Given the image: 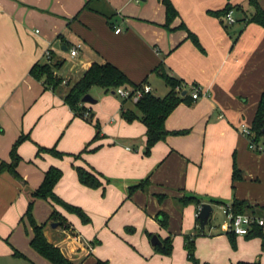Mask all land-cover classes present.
<instances>
[{
  "label": "crops",
  "instance_id": "crops-1",
  "mask_svg": "<svg viewBox=\"0 0 264 264\" xmlns=\"http://www.w3.org/2000/svg\"><path fill=\"white\" fill-rule=\"evenodd\" d=\"M168 1L175 15L166 21L161 0H0V162L9 163L12 145L25 137L16 148L22 180L0 173V264H51L30 247L31 229L21 220L49 167L61 170L54 193L88 220L43 200L34 201L32 214L73 264H194L184 238L196 232L203 202L213 209L194 239L195 259L264 264V228L261 236H235L232 248L226 225H210L214 207L233 200L264 215V155L251 151L240 132L251 127L264 93V28L241 19L251 12L247 0ZM257 3L264 9V0ZM226 5L232 23L214 14ZM77 43L71 58L68 50ZM45 50L61 62L57 74L68 85L90 63L108 62L156 96L168 91L161 72L183 86L199 85L202 94L173 108L164 120L170 134L144 154L145 126L121 115L137 112L134 100L93 86L88 93L95 102L82 103L88 112L75 115L63 100L68 86L50 88L29 74ZM38 147L63 156L37 153ZM76 167L100 185H82ZM185 196L196 201L178 202ZM153 234L161 244L170 240L169 254L151 246Z\"/></svg>",
  "mask_w": 264,
  "mask_h": 264
},
{
  "label": "trees",
  "instance_id": "trees-1",
  "mask_svg": "<svg viewBox=\"0 0 264 264\" xmlns=\"http://www.w3.org/2000/svg\"><path fill=\"white\" fill-rule=\"evenodd\" d=\"M161 2L165 8L166 21H168L175 15V10L168 0H161ZM247 4L251 8V12L248 15L244 14V17L241 19L257 23L264 28V9L258 5L257 0H247ZM229 10L230 6L226 5L221 11L214 14L220 17H225V14ZM189 36H191L193 42L198 45L196 38H194L191 34H189ZM60 65V61H53L51 64L45 63L44 61L36 62L29 68V74L35 79H42L45 86L56 88L62 81L61 77L57 74V70ZM161 76L165 85L168 87V91L165 95L156 96L152 92L141 93V95L133 102L137 112L131 110L121 111V115L125 118V120L131 121L133 119H139L145 126L146 140L143 151L144 154H148L153 144H155L157 141L163 140L168 134H170V132L164 127V120L173 110V108L180 102H184L186 104H190L192 102L188 87L183 86L180 80L163 72H161ZM65 86H68V90L64 94V102L69 106V108H71L75 115L83 117V114L88 111L82 106L80 99L84 94L89 92L91 87H99L106 92L114 91L116 88L122 87L133 92L135 90L142 89L143 85L132 83L120 70L108 62H92L87 66L78 80H76L71 85H68L66 82ZM183 90H185V94H181ZM123 99L124 101L128 100L126 98ZM86 119L89 120L90 117H86ZM95 126L98 130L97 124ZM250 130L252 132V139L257 142L260 141V138L264 133V93L260 97ZM24 139V136H20L14 142L9 153L10 162H0V173L7 171L15 179L22 180V178L15 171V167L19 162V156L16 152V148L17 145ZM40 151L49 152L57 157L63 156L62 153L57 152L54 148L46 149L38 147L37 153ZM75 171L78 181L82 185L91 188H95L100 185L99 178L84 168L76 167ZM60 177L61 170L55 167H49L44 172L39 186L29 193L27 207L21 220H23L31 229L29 245L34 251L48 260L51 264H73L70 260L63 256L58 247L54 246L47 240L43 231L44 223H37L32 214L34 201L43 200L50 204L62 206L64 209L71 211L72 213L76 214L82 222H86L88 220L80 208L65 203L54 193L53 189ZM234 177H238L236 170H234L233 178ZM141 185L142 183H139L137 186H132L130 189ZM190 201L196 200L193 196H185L178 199V202L182 204L188 203ZM229 206L234 214L247 213L252 210L249 205L239 200H233ZM56 217L57 213L53 210L50 213L49 218L54 221L56 220ZM162 217L163 219L161 220V224L164 225L166 220L164 216ZM58 224H61L60 220ZM203 231L204 229L199 227L197 221L196 232L193 235L186 236L184 238V248L187 258L194 264H207L198 262L194 257V239L198 235L202 234ZM261 235V228L254 226L249 231V233L245 235V237L250 238ZM226 236L231 247L235 248V235L231 232H226ZM154 248L160 253L169 254L171 251L170 240L166 238L162 240L161 245L154 246ZM95 264H104V262L97 261ZM235 264L259 263L257 261H239Z\"/></svg>",
  "mask_w": 264,
  "mask_h": 264
},
{
  "label": "built area",
  "instance_id": "built-area-1",
  "mask_svg": "<svg viewBox=\"0 0 264 264\" xmlns=\"http://www.w3.org/2000/svg\"><path fill=\"white\" fill-rule=\"evenodd\" d=\"M225 20L228 23L234 22V18L232 16L231 10H229L225 14ZM119 30H120L119 28H115L114 32L117 33L119 32ZM79 47H80L79 43L71 45V47L68 50L69 57L73 58L74 56H76ZM42 58L45 63L51 64L53 62V57L49 50H45L43 52ZM61 82L64 85L66 83L64 79ZM188 89H189V95L192 100H196L202 94L201 87L197 84H190L188 86ZM114 92L116 95H118L121 98L136 100L141 95V93L151 92V88L150 86L144 84L142 86V89L135 90L133 92H131L129 89H125L122 87L116 88ZM240 132L247 138V145L251 151L264 155V143L261 141L258 142L254 141L252 139V132L250 128L241 126ZM221 208H222V213L227 219V224H226L227 232H231L235 236L247 235L254 226H257L259 228H264V215H260L255 212L234 214L231 211L229 205L222 206ZM71 238L75 243L81 245V241L77 236H72Z\"/></svg>",
  "mask_w": 264,
  "mask_h": 264
},
{
  "label": "water",
  "instance_id": "water-1",
  "mask_svg": "<svg viewBox=\"0 0 264 264\" xmlns=\"http://www.w3.org/2000/svg\"><path fill=\"white\" fill-rule=\"evenodd\" d=\"M111 93L114 94L115 92L111 91ZM184 93H185V90L181 92V94H184ZM80 101L82 103H94L95 99H93L89 93H86L81 97ZM212 209L213 208H212L210 203L203 202L200 204L198 213L196 215L199 227L204 228L207 225L209 215H210V212L212 211ZM50 226L52 228H56L58 226V223L57 222H51ZM150 244L153 247L161 245V241L156 234H153L150 237Z\"/></svg>",
  "mask_w": 264,
  "mask_h": 264
},
{
  "label": "rangeland",
  "instance_id": "rangeland-1",
  "mask_svg": "<svg viewBox=\"0 0 264 264\" xmlns=\"http://www.w3.org/2000/svg\"><path fill=\"white\" fill-rule=\"evenodd\" d=\"M60 85H64V84H62L61 82L58 86ZM154 93H158V92L154 91ZM226 224H227V219L222 213V208L220 209L219 207H214V210L210 217V225L217 226V228H220V227H224ZM46 232H47V229L45 230V233Z\"/></svg>",
  "mask_w": 264,
  "mask_h": 264
}]
</instances>
